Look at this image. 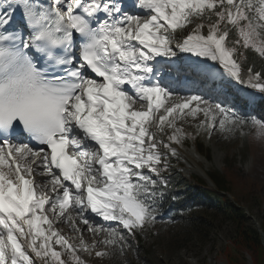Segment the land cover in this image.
Wrapping results in <instances>:
<instances>
[{
  "label": "snow or ice",
  "instance_id": "6c2138e0",
  "mask_svg": "<svg viewBox=\"0 0 264 264\" xmlns=\"http://www.w3.org/2000/svg\"><path fill=\"white\" fill-rule=\"evenodd\" d=\"M136 7L145 15L122 0H0V264H86L78 253L98 245L123 251L125 233L154 223L167 155L192 135L178 121L202 114L197 133L251 128L264 141V119L205 95L174 97L162 73L184 69L157 59L177 57V33L194 24L175 48L219 65L204 83L222 68L264 92V72L242 71L247 50L264 58V0ZM85 230L103 238L88 243Z\"/></svg>",
  "mask_w": 264,
  "mask_h": 264
},
{
  "label": "rangeland",
  "instance_id": "374dc122",
  "mask_svg": "<svg viewBox=\"0 0 264 264\" xmlns=\"http://www.w3.org/2000/svg\"><path fill=\"white\" fill-rule=\"evenodd\" d=\"M192 27L194 24H190L184 29L180 40L191 31ZM175 44L173 42V48L178 57L181 51L175 48ZM173 58H168V61ZM165 79L174 93H179L181 96L189 95L188 92L191 90H199L200 94L204 92L201 90L203 89L202 86H185L187 81L183 79L175 77V82L169 81L166 77ZM254 99L252 97V100ZM229 109L241 116H255L251 113L239 112L237 106ZM199 119H203L202 114L198 116L196 121L191 118L178 121V125L182 124L185 132L192 133V135L183 139L180 144L173 145L198 161V164L205 170L204 175L184 169L186 164L176 155L170 153L167 155V161L174 159V162L169 164V167L174 171L181 172L185 179L193 180L195 176H199L205 180L208 187L212 186L208 179V172L216 170L222 174L230 188L227 194L229 201L231 203L236 202L241 207L248 219L247 224L259 232L264 246V234L262 232V220L264 219V141L254 139L251 128L244 129L247 135L236 132L227 138L219 131L213 132L211 136L203 131L197 133L194 124ZM197 142L203 143L205 149L209 150L208 156L205 152L204 155H201L196 151ZM215 151L219 155L218 159H215ZM193 214L200 219V225L195 229L185 227L179 221H173L167 216L156 217L154 223L145 225L141 230L146 236V243L143 248L136 247L132 242V235L125 233L128 244L123 251L113 252L112 249L104 245H98L93 250L92 255L86 252H79L78 254L86 261V264H227L224 254L225 249L231 246L234 237L236 228L234 223L215 205L206 204L196 207ZM62 224L64 225V223H56L55 227L69 239L70 243L78 244V238L73 241L71 234L69 236L64 233L61 229ZM85 233L91 236L90 239L92 238L90 232L85 230L83 234ZM101 250L108 254L104 257H96L95 252ZM233 251L237 253L234 248ZM244 255H246V262L251 264L250 256L246 253Z\"/></svg>",
  "mask_w": 264,
  "mask_h": 264
},
{
  "label": "trees",
  "instance_id": "16d2710c",
  "mask_svg": "<svg viewBox=\"0 0 264 264\" xmlns=\"http://www.w3.org/2000/svg\"><path fill=\"white\" fill-rule=\"evenodd\" d=\"M206 29L204 32L206 33ZM181 33H177L178 42ZM247 60L242 63V71L247 72L249 65L253 66L254 71L264 72V58H260L258 54L252 50L246 52ZM246 78V76H245ZM261 93L264 92L261 91ZM245 109L246 107L243 106ZM256 113L264 119V103L261 102L256 109ZM196 149L199 153L207 154L209 150L205 149L201 142L196 143ZM174 159L167 161V171L163 172V176L167 178V187H162L163 195L158 196V216H168L173 221H179L185 227L195 229L200 225V219L193 214L196 207L206 204L215 205L217 209L230 219L235 228L234 237L231 246L225 249L224 257L227 264H248L245 260L248 254L251 258V264H264V246L261 242L259 232L247 224L248 219L236 203H231L225 193H229L230 188L227 180L218 171L208 172L214 188L208 187L205 180L195 176L193 180L185 179L184 175L179 171H174L169 167ZM152 224V223H151ZM262 232L264 233V219L262 220ZM132 242L136 247L143 248L146 243V236L140 230H134ZM233 248L237 251L235 253ZM244 252V253H243Z\"/></svg>",
  "mask_w": 264,
  "mask_h": 264
},
{
  "label": "bare ground",
  "instance_id": "6f19581e",
  "mask_svg": "<svg viewBox=\"0 0 264 264\" xmlns=\"http://www.w3.org/2000/svg\"><path fill=\"white\" fill-rule=\"evenodd\" d=\"M133 4H134L133 10H130L129 13L130 14H133V15L139 14L141 16H144L145 15L144 11L143 10H140V9H138L136 7V0H134V3ZM181 54H182V56H185V57L186 56H189L190 57L189 60L192 59L190 61L193 64H195L196 66H206L208 64H216L215 62H212L210 60L209 61H206L205 58L195 57L191 53L180 52V55ZM220 72H223V69L220 68ZM195 92H197L198 94H200L199 93L200 92L199 90H197ZM202 94H206V92L205 93L202 92ZM175 95H180V94L179 93H174V97H175ZM173 147H175L177 149V152L175 154L177 156V158L180 159L182 162H184L186 164V168H184V169H186V170H188L190 172L197 173L199 175H204V171L205 170L198 164V161L194 160L192 157L188 156L186 153H184L183 151H181V149L178 148L176 145H173ZM191 152L193 153V151H191ZM218 158H219V155L215 151V159H218ZM37 181L40 182V183H43L44 182L39 176H37ZM95 218H96L95 216L92 217L93 220H95ZM59 223H64V222H59ZM78 226L79 227H84L83 225H79V224H78ZM61 229L64 231L65 234L67 233L69 236L71 234V240L74 241V240H76L78 238V234L77 233H74L73 231H71V229H70V227H69L68 224L64 223V225L61 226ZM91 235H92V238L90 239L91 236L89 234H87V233L83 234L84 239L86 241H88V242H92L93 239L99 240V239H102L103 238L101 236L94 237L92 233H91ZM85 257L88 258L87 255H85Z\"/></svg>",
  "mask_w": 264,
  "mask_h": 264
}]
</instances>
